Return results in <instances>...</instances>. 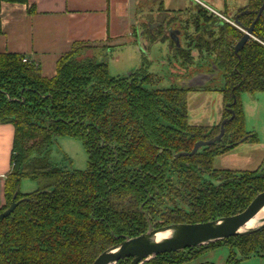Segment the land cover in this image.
I'll return each instance as SVG.
<instances>
[{
  "label": "trees",
  "instance_id": "obj_1",
  "mask_svg": "<svg viewBox=\"0 0 264 264\" xmlns=\"http://www.w3.org/2000/svg\"><path fill=\"white\" fill-rule=\"evenodd\" d=\"M262 2L249 0L241 9L242 28L252 23ZM211 20L194 23L193 44L183 45L180 36V45L170 40L183 63L193 62L194 48L211 50L208 61L222 72L221 121L230 120L221 140L194 154L181 152L220 132L221 121L189 122L188 92L208 85L149 87L160 77L145 63L126 75H112L106 61L78 58L88 45L83 41L59 58L52 77L44 76L35 62L24 61L23 54L0 52V124L14 126L12 168L0 212L15 194L21 200L0 220V264H92L108 247L150 226L236 214L264 191L262 165L254 170L213 165L215 156L241 142L259 141L257 133L246 129L241 94L264 91V11L254 37L238 53L234 46L244 30L217 21V16ZM164 24L149 32L151 41L170 38V20ZM58 135L83 142L86 169L52 162L51 145ZM26 178L37 182L35 191H21ZM223 244L231 247L227 264L240 260L235 248L241 258L264 255V228L164 252L142 264H181ZM131 259L116 264H130Z\"/></svg>",
  "mask_w": 264,
  "mask_h": 264
},
{
  "label": "rangeland",
  "instance_id": "obj_2",
  "mask_svg": "<svg viewBox=\"0 0 264 264\" xmlns=\"http://www.w3.org/2000/svg\"><path fill=\"white\" fill-rule=\"evenodd\" d=\"M248 2L247 0H166L164 1L165 9L162 1L143 0L140 2L141 15L138 21H135L134 36L131 39L123 37L117 41L88 44L79 50L78 58L95 57L98 61H106L112 75H126L145 63L148 71L160 77L149 87L181 86L187 84L191 77L195 78L200 74L197 70L202 69L201 66H211L207 56L212 51L209 49L198 51L194 48L191 52L193 62L183 63L175 55L173 42L162 39L151 41L149 32L156 31L159 23L164 24V21L170 20L173 32L174 29L180 30L182 44L185 46L193 44L191 37L196 32L194 23L198 21L200 24H205L207 21H212L213 16H217L219 22H227L242 29L236 19L239 20L237 15ZM209 31H212L211 27ZM213 31L215 33L216 30ZM138 38L140 41H137ZM207 39L212 38L207 35ZM131 40L137 43L130 44ZM108 49L111 50L108 51ZM209 73L214 74L210 79H205L204 85L209 87L188 92L187 109L189 122L192 124L214 125L222 119L223 96L219 90L222 72L215 68ZM241 98L246 129L257 133L259 141L241 142L215 156L213 162L215 168L254 170L261 165L264 166V91L255 93L244 91ZM50 158L53 163L62 168L86 169L88 166V154L83 142L79 138L68 135L56 136L51 145ZM22 181L21 190L24 192H32L38 188L34 180L26 178ZM235 251L236 256L240 258L236 264H264V255L241 258L236 248ZM230 253V245L223 244L181 264H227Z\"/></svg>",
  "mask_w": 264,
  "mask_h": 264
},
{
  "label": "crops",
  "instance_id": "obj_3",
  "mask_svg": "<svg viewBox=\"0 0 264 264\" xmlns=\"http://www.w3.org/2000/svg\"><path fill=\"white\" fill-rule=\"evenodd\" d=\"M141 1L3 0L0 9V52L23 54L40 66L44 76L52 77L57 72L59 58L70 51L77 41L96 45L123 37L131 39L135 21L141 15ZM159 1L166 9V0ZM137 41L131 40L130 44ZM13 142V124L1 123L0 206L5 202L4 182L12 168Z\"/></svg>",
  "mask_w": 264,
  "mask_h": 264
},
{
  "label": "water",
  "instance_id": "obj_4",
  "mask_svg": "<svg viewBox=\"0 0 264 264\" xmlns=\"http://www.w3.org/2000/svg\"><path fill=\"white\" fill-rule=\"evenodd\" d=\"M263 11L264 0L257 11L255 19L249 26L244 28L242 37L235 44V52L238 53L254 37L255 24ZM244 12H249V10ZM236 22L238 23L237 19ZM178 33L179 30L172 31L171 37L177 45H180ZM211 76L213 77L214 74H198L195 78L191 77L184 86H202L205 84V79H210ZM229 120L230 118H224L221 121L220 132L217 135L207 140L196 141L190 152H181V154H194L201 147L221 140L225 133V124ZM262 168H264L263 165ZM16 198L17 194L13 196L10 206L0 212V220L11 214L20 203L21 200ZM263 207L264 191H261L243 211L236 214L202 222L173 223L155 228L150 226L144 233L126 237L124 240L108 247L96 257L92 264H116L123 258H132L130 264H142L144 261L164 252L205 245L230 236L250 234L264 228V215L258 216Z\"/></svg>",
  "mask_w": 264,
  "mask_h": 264
},
{
  "label": "flooded vegetation",
  "instance_id": "obj_5",
  "mask_svg": "<svg viewBox=\"0 0 264 264\" xmlns=\"http://www.w3.org/2000/svg\"><path fill=\"white\" fill-rule=\"evenodd\" d=\"M237 16H239V14L237 15ZM238 23H239V20H238ZM159 24H161V23H159ZM165 27V26H164ZM174 30H179V29H174ZM242 30H244V28H242ZM173 31V29H172V27H170L169 29H168V35H169V40H171L172 39V37H171V32ZM181 35V33H180V30H179V33H178V37ZM173 40V39H172ZM179 40H180V38H179ZM174 41V40H173ZM235 47V46H234ZM214 67H216L214 64H212L211 66H206V65H204V66H201V68L202 69H200V70H197V73L199 72L200 74H202V73H209V72H212V71H214L215 70V68ZM217 68V67H216Z\"/></svg>",
  "mask_w": 264,
  "mask_h": 264
},
{
  "label": "bare ground",
  "instance_id": "obj_6",
  "mask_svg": "<svg viewBox=\"0 0 264 264\" xmlns=\"http://www.w3.org/2000/svg\"><path fill=\"white\" fill-rule=\"evenodd\" d=\"M262 215H264V207H263L262 210L258 213V216H259V217L262 216Z\"/></svg>",
  "mask_w": 264,
  "mask_h": 264
},
{
  "label": "built area",
  "instance_id": "obj_7",
  "mask_svg": "<svg viewBox=\"0 0 264 264\" xmlns=\"http://www.w3.org/2000/svg\"><path fill=\"white\" fill-rule=\"evenodd\" d=\"M26 60H27V58L24 57V61H26Z\"/></svg>",
  "mask_w": 264,
  "mask_h": 264
}]
</instances>
